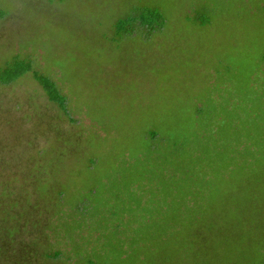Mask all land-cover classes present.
I'll use <instances>...</instances> for the list:
<instances>
[{
    "label": "rangeland",
    "instance_id": "obj_1",
    "mask_svg": "<svg viewBox=\"0 0 264 264\" xmlns=\"http://www.w3.org/2000/svg\"><path fill=\"white\" fill-rule=\"evenodd\" d=\"M200 2L214 11L211 25L195 23ZM143 5L160 7L168 26L147 36V28L136 23L133 35H115L118 19ZM0 11L5 12L0 18V68L17 54L32 59L36 70L56 80L75 119L71 122L49 100L31 73L0 84V264L73 262L66 257L71 246L46 229L50 201L35 189L42 177L40 161L46 170H61L62 181L76 183L83 156L110 157L129 145L136 153L146 121L173 123L176 99L190 104L194 92H208L213 63L229 65L220 75L234 91L239 69L247 68L243 73L248 77L264 55L260 0H0ZM127 32L131 34L130 28ZM181 90L183 96L177 94ZM54 135L61 136L62 154L66 146L77 147L73 160L61 157L51 166V153L42 158L52 150L54 138L59 141ZM43 207L46 213H41ZM27 208L34 212V222ZM235 214L224 216L232 220ZM247 226L225 229L223 239L199 260H190L186 254L192 252L182 250L184 263L264 264V217L250 216ZM56 249L63 250L60 261L53 260ZM174 257L168 252L165 264H173Z\"/></svg>",
    "mask_w": 264,
    "mask_h": 264
},
{
    "label": "trees",
    "instance_id": "obj_2",
    "mask_svg": "<svg viewBox=\"0 0 264 264\" xmlns=\"http://www.w3.org/2000/svg\"><path fill=\"white\" fill-rule=\"evenodd\" d=\"M196 7L199 22L190 21L211 25V7L202 2ZM4 16L0 11V18ZM167 19L160 7L143 5L118 19L115 35H133L132 26L138 23L149 36L168 26ZM246 53L250 58L251 52ZM229 69L224 61L213 63L208 92L192 91L190 104L188 99H176L173 123L146 121L138 152L132 153L129 145L112 157L83 156L76 183L67 184L61 180V170H46L39 162L42 177L35 189L50 201L46 229L71 246L66 257L73 262L67 264H165L170 251L175 253L173 264H185L182 250L192 252L186 254L190 260L204 258L206 250L223 239L225 229H246L250 216L264 217V55L248 77L243 73L247 68L239 69L238 90L231 89L229 79L221 80V72ZM28 73L75 122L67 96L56 80L34 68L32 59L13 56L0 68V84H12ZM177 94L183 96L182 90ZM57 138L52 142L55 149L42 154L43 158L51 153V166L61 157L66 162L76 157L77 147L66 146L62 154L61 136ZM40 205L36 203L33 210ZM28 208L27 217L34 222V212L29 214ZM229 212L236 213L234 219L224 216ZM63 255L56 249L53 260L60 261ZM46 257L51 259L52 254Z\"/></svg>",
    "mask_w": 264,
    "mask_h": 264
}]
</instances>
